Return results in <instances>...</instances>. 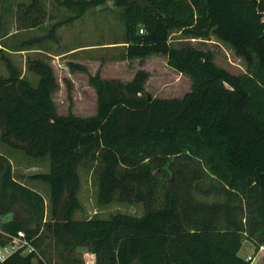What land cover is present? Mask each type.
I'll return each instance as SVG.
<instances>
[{"label":"trees","instance_id":"trees-1","mask_svg":"<svg viewBox=\"0 0 264 264\" xmlns=\"http://www.w3.org/2000/svg\"><path fill=\"white\" fill-rule=\"evenodd\" d=\"M57 1L72 14L53 25V34L113 1L125 24L119 59L164 55L192 85L181 97H154L144 68L128 82L97 71L88 76L95 114H59L51 64L29 60L39 76L34 86L0 45L9 70L0 76V142L50 158L48 172L30 176L50 184L46 217L44 196L18 181L0 152V246L9 242L3 232L23 231L38 251H15L0 264H87L82 249L96 264H251L239 252L244 238L257 252L264 248V0ZM174 31L215 35L246 61L247 72L219 66L210 49L173 45ZM69 66L88 72L81 63ZM82 165L98 172L100 205L142 203L144 214L77 218ZM210 190L218 196L213 203Z\"/></svg>","mask_w":264,"mask_h":264},{"label":"rangeland","instance_id":"rangeland-1","mask_svg":"<svg viewBox=\"0 0 264 264\" xmlns=\"http://www.w3.org/2000/svg\"><path fill=\"white\" fill-rule=\"evenodd\" d=\"M40 1V5L34 7L31 6L34 0H0V45L5 55L21 71V75L34 86L38 84L39 76L29 69V60L37 58L51 64L59 84L54 93L59 114L67 115L72 112L84 117L95 114L97 96L95 89L89 84L88 76L89 73L95 74L97 71H100L103 78L128 82L138 69L144 68L150 73L145 88L154 97H181L191 89V78L172 69L164 55L151 54L143 61L139 58L119 59L126 45L125 24L121 7L113 1L89 9L82 17L55 29L54 34L53 25L72 13L57 0ZM171 42L175 46L192 43L210 49L219 66L235 74L247 72L246 61L228 43L215 35L203 39L190 38L180 31H174ZM70 62L84 64L88 72L72 71ZM8 75L6 61L0 54V76ZM0 152L11 159L14 176L18 181L38 190L46 198V217H50V184L30 177L50 170L49 156L30 157L1 142ZM79 173L82 181L79 192L82 209L76 212L77 218H109L116 213L134 216L144 214L142 203L114 202L100 205L98 172L93 167L82 165ZM208 195L210 196L207 200L210 203L218 200L213 191H208ZM48 251L55 263L58 259L56 249L50 245ZM239 253L244 258H252L251 264H255L254 260L264 263V248L257 252L255 244L246 238ZM80 255L87 263L94 261V254L87 249H82ZM254 256L256 257L253 260Z\"/></svg>","mask_w":264,"mask_h":264},{"label":"built area","instance_id":"built-area-1","mask_svg":"<svg viewBox=\"0 0 264 264\" xmlns=\"http://www.w3.org/2000/svg\"><path fill=\"white\" fill-rule=\"evenodd\" d=\"M143 28L140 29V33H143ZM8 238L9 242L3 246H0V263L4 262L7 257L18 250H23L24 253H30L36 250L35 246L27 239L23 231L17 235L8 234L3 232ZM87 264H96L95 261H90Z\"/></svg>","mask_w":264,"mask_h":264},{"label":"crops","instance_id":"crops-1","mask_svg":"<svg viewBox=\"0 0 264 264\" xmlns=\"http://www.w3.org/2000/svg\"><path fill=\"white\" fill-rule=\"evenodd\" d=\"M2 153V152H1ZM36 190V189H35ZM38 191V190H37ZM45 200H46V198H45Z\"/></svg>","mask_w":264,"mask_h":264}]
</instances>
